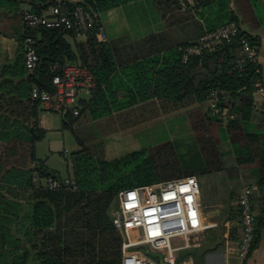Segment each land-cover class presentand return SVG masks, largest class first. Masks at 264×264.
Segmentation results:
<instances>
[{
	"label": "trees",
	"instance_id": "obj_1",
	"mask_svg": "<svg viewBox=\"0 0 264 264\" xmlns=\"http://www.w3.org/2000/svg\"><path fill=\"white\" fill-rule=\"evenodd\" d=\"M133 1L0 0V21L9 22L0 24V37H14L19 43L14 59L0 64V264H122V238L111 216L118 193L221 172L225 161L220 145L225 140L237 164L254 165L256 184L264 186V123L260 129L250 127L259 111L254 93L262 83V69L244 49L248 45L259 51L257 0H206L186 11L177 0H155L165 31L138 40H100L99 15ZM56 5L82 6L96 15L95 26L78 40L74 31L32 30L24 23L25 10L43 14ZM230 22L240 27L232 41L184 59L187 47ZM178 28L185 31L182 36L173 33ZM27 36L35 38L40 57L34 72L25 63ZM69 64L89 69L97 83L82 100L78 116L62 114V128L71 131L79 145L69 176L78 188H39L36 172L42 178L62 176L36 157V143L46 134L40 119L45 109L31 98V90H52L53 77ZM214 91L220 94L215 115L209 102ZM224 111L229 117L220 118ZM179 113L185 114L196 144L191 158L199 157L201 168L183 166L174 139L106 159L108 136L142 125L150 128ZM253 204L257 244L264 229V198L256 210L253 193Z\"/></svg>",
	"mask_w": 264,
	"mask_h": 264
},
{
	"label": "built area",
	"instance_id": "obj_2",
	"mask_svg": "<svg viewBox=\"0 0 264 264\" xmlns=\"http://www.w3.org/2000/svg\"><path fill=\"white\" fill-rule=\"evenodd\" d=\"M204 1L206 0H177L181 11ZM23 21L32 30L44 27L85 35L95 26L96 15L79 5L72 9L56 5L43 14L27 9L23 13ZM239 32L240 27L235 22L207 32L197 46L185 49L184 59L203 51H212L217 46L232 41ZM105 35L104 29L100 27L98 38L104 39ZM244 49L251 59H257L255 48L245 45ZM39 61L36 40L33 36H27L26 68L34 72ZM96 86V79L89 69L69 64L53 77L52 90L33 87L31 98L40 102L45 110L78 116L82 100L90 96ZM258 91H263L262 83L259 84ZM219 95L214 91L209 100L214 115L219 113ZM255 108L262 109L257 105ZM221 115L220 118L229 117L226 111ZM34 184L39 188L49 189L78 188L71 177L42 178L38 172L34 175ZM201 195L202 189L196 176L121 190L111 216L122 238V264H193L191 260H181L180 254L200 246L207 230L213 226L204 218ZM238 205L241 212V238L237 255L241 261H246L254 249L257 237L252 187L246 186L240 192Z\"/></svg>",
	"mask_w": 264,
	"mask_h": 264
},
{
	"label": "crops",
	"instance_id": "obj_3",
	"mask_svg": "<svg viewBox=\"0 0 264 264\" xmlns=\"http://www.w3.org/2000/svg\"><path fill=\"white\" fill-rule=\"evenodd\" d=\"M122 7H129V9H127L128 11L124 10L119 12ZM256 7L259 19V27L256 34L260 38L257 60L262 69L263 91L260 92L257 90L254 93L255 104L261 106L262 110L257 112L255 120L250 124L252 130L260 129L264 123V114L260 112L264 109V0H257ZM146 10L148 11V14H146L147 17L143 15ZM99 19L101 27L106 34L104 39H100L102 41H110L123 36H129L132 40H138L167 29L155 0L133 1L101 13ZM14 22L16 24H22V20L20 19H16ZM0 24H9V22L6 20L0 21ZM242 27L249 30L247 24H243ZM18 48L19 43L14 37L2 35L0 37V64L14 59ZM179 114L182 115V113ZM173 117H167V119L163 118L161 120H170ZM186 122L188 123L187 120ZM189 135L193 141V133L190 132ZM126 146L133 148L132 151L134 152L151 145L143 146L135 137L132 139L130 136H127L121 141L117 151H120ZM220 151L224 155L225 161V169L223 171H227V174L231 175V177L230 175L228 176L230 185L227 184L226 189L219 188L211 192L210 187L203 184L204 190L202 189L201 195L203 214L206 222L213 224V226L207 230L204 242L198 247L183 251L180 254V259L191 260L193 264H264V229L260 240L255 244L250 257L246 261H241L237 255L241 238V212L238 205V196L244 187H252L257 210L260 200L264 198V186L259 187L256 184L258 171L254 165L239 166L237 164L233 154H231L232 147L228 140L221 143ZM108 152L107 148V157ZM227 160H231L230 165L229 163L227 164ZM236 182H244V184L238 186L235 185ZM231 230L235 232L234 237L230 236Z\"/></svg>",
	"mask_w": 264,
	"mask_h": 264
},
{
	"label": "rangeland",
	"instance_id": "obj_4",
	"mask_svg": "<svg viewBox=\"0 0 264 264\" xmlns=\"http://www.w3.org/2000/svg\"><path fill=\"white\" fill-rule=\"evenodd\" d=\"M127 9H129V7H122L119 12L124 10L128 11ZM146 14H148L147 10L144 11L143 15L146 16ZM173 33L176 34V36H182L185 31L178 28L175 29ZM78 39L83 40L84 35H79ZM206 106H208V102L203 105V108H206ZM40 119L41 127L46 130V134L41 141L36 143L35 146V154L38 161L44 162L50 170L59 173L62 177L72 176V154L79 149V145L72 132L62 128V113L42 110L40 113ZM165 119H167V117ZM186 123L185 114H182L174 116L170 120L163 121L160 119L157 121L155 126L150 128L142 125L138 128L124 132L113 133L106 138V159L109 158L108 160H114L127 154L128 152H133V148L128 146L123 147L120 151H117L121 141H123L124 137L127 136H130L132 139L135 137L143 146L155 145L161 140L174 139L177 144H179V154L183 160V166L198 169L201 167L202 161L199 157H196L195 160L191 158L197 151L195 143L190 139ZM107 148L109 151L108 157L106 153ZM197 160L200 161L198 162ZM230 162L231 160H227V164L229 163L230 165ZM229 175L230 174H227V171H222L210 175H198V180L201 189H203V186L206 185L210 187V191L212 192V190L216 191L219 188L226 189V185H230L228 182ZM243 184L244 182L235 183V185L238 186H242ZM224 195L226 194L224 193Z\"/></svg>",
	"mask_w": 264,
	"mask_h": 264
}]
</instances>
